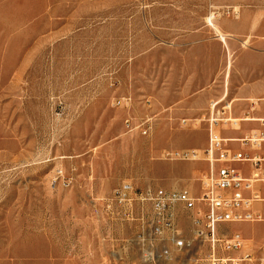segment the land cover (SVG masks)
I'll list each match as a JSON object with an SVG mask.
<instances>
[{
    "label": "rangeland",
    "instance_id": "obj_1",
    "mask_svg": "<svg viewBox=\"0 0 264 264\" xmlns=\"http://www.w3.org/2000/svg\"><path fill=\"white\" fill-rule=\"evenodd\" d=\"M216 1L0 0V264H154L144 224L109 206L114 191L198 194L208 164L181 155L202 156L211 123L226 138L238 130L228 119L264 111V97L233 103L241 88L225 85L237 73L227 51L208 86H188L184 56L203 41L192 33L219 40L210 15L228 7ZM260 37L240 47L264 56ZM180 227L191 242L186 216ZM219 232L240 234L264 264V222ZM189 250L158 264H207V246Z\"/></svg>",
    "mask_w": 264,
    "mask_h": 264
},
{
    "label": "built area",
    "instance_id": "obj_2",
    "mask_svg": "<svg viewBox=\"0 0 264 264\" xmlns=\"http://www.w3.org/2000/svg\"><path fill=\"white\" fill-rule=\"evenodd\" d=\"M239 14L231 8L214 10L210 20L237 18ZM259 123L264 127V119ZM127 125L134 131L129 121ZM213 126L212 123L209 126V142L201 157L196 151L181 155L183 160L208 164L198 194L189 190H137L127 183L116 189L108 200L109 206L116 205L123 210L128 221L144 224L139 242L148 262H170L175 252L189 253L191 246H207L208 254L202 260L207 264L253 263V255L246 250V241L240 234H221L219 231L222 226L264 222V215L256 209L257 204L264 203L260 191L264 186V155L252 157L244 151L261 152L264 132H255L240 140H225ZM234 143L243 150H233L230 145ZM243 164L251 166L249 177L238 167ZM138 213H141L139 219ZM182 216H186L191 224V242L180 227Z\"/></svg>",
    "mask_w": 264,
    "mask_h": 264
},
{
    "label": "crops",
    "instance_id": "obj_3",
    "mask_svg": "<svg viewBox=\"0 0 264 264\" xmlns=\"http://www.w3.org/2000/svg\"><path fill=\"white\" fill-rule=\"evenodd\" d=\"M216 2L223 7L240 9V14L237 18H228L220 23V29L223 33L232 36V38H228L227 40L228 47H225L220 39L213 40L214 38H210L202 31H194L192 33V36H190L191 38L203 41L199 42L197 46L190 48L185 53L183 65L185 71L188 72V86H208L209 70L216 72V74L225 70V52L227 51L228 56H232V54L237 55L235 59V70L237 73L234 74L232 78L230 75L227 77L226 74L225 85L231 84L241 88L238 89L236 100L233 101V103L236 101H254V99L264 97V79L257 77L258 75L264 74V56H258L257 53L240 47L244 41V45L249 43L246 42L245 39H250V34L261 35V41L256 43V45L258 44L259 47H264V0H217ZM227 97L228 96L225 94L222 101H225ZM222 101H220V103ZM207 105L208 101H202L200 106L205 108ZM256 116L259 118H249L255 119V122H259L264 116V111L259 112ZM260 116H262V118H260ZM241 124H239V126ZM242 130V127H238V130H236L237 132L228 130L226 133L228 137L222 138L225 140H240L252 133L264 132V127L261 124H254L250 130ZM230 146L235 151L243 150L237 143L231 144ZM248 152L253 153V155L249 154L252 157L262 156L264 155V148L261 152L252 150H248ZM238 167H240V165H238ZM248 167L249 171L243 172L247 177L251 175V166L248 165ZM260 191L264 198V186L260 187ZM256 209L264 215V203L257 204Z\"/></svg>",
    "mask_w": 264,
    "mask_h": 264
},
{
    "label": "bare ground",
    "instance_id": "obj_4",
    "mask_svg": "<svg viewBox=\"0 0 264 264\" xmlns=\"http://www.w3.org/2000/svg\"><path fill=\"white\" fill-rule=\"evenodd\" d=\"M210 26H212L213 30L216 33V36L224 43L225 46H227V38L231 37L230 35H225V33L222 32V30L217 27L216 25L212 24L213 20H209ZM246 45V44H245ZM217 105V104H216ZM231 107V106H229ZM263 120V119H262ZM262 120H260L259 122H261ZM228 122H232L237 128L239 127V124L243 123V122H255V119H251V118H247L244 120H227L226 124H228Z\"/></svg>",
    "mask_w": 264,
    "mask_h": 264
}]
</instances>
